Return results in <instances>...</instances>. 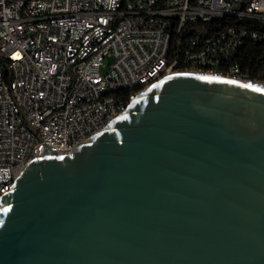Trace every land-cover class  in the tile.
<instances>
[{
  "label": "water",
  "instance_id": "95a60500",
  "mask_svg": "<svg viewBox=\"0 0 264 264\" xmlns=\"http://www.w3.org/2000/svg\"><path fill=\"white\" fill-rule=\"evenodd\" d=\"M0 264H264V88L174 74L0 199Z\"/></svg>",
  "mask_w": 264,
  "mask_h": 264
},
{
  "label": "built area",
  "instance_id": "2783aa9c",
  "mask_svg": "<svg viewBox=\"0 0 264 264\" xmlns=\"http://www.w3.org/2000/svg\"><path fill=\"white\" fill-rule=\"evenodd\" d=\"M247 41L264 42V0H0V199L28 162L68 154L161 78L264 88L241 67Z\"/></svg>",
  "mask_w": 264,
  "mask_h": 264
},
{
  "label": "trees",
  "instance_id": "16d2710c",
  "mask_svg": "<svg viewBox=\"0 0 264 264\" xmlns=\"http://www.w3.org/2000/svg\"><path fill=\"white\" fill-rule=\"evenodd\" d=\"M216 23L224 26L237 24L238 21L228 18L216 20ZM240 64L244 70L249 72L251 78H264V42L253 43L247 41L242 49Z\"/></svg>",
  "mask_w": 264,
  "mask_h": 264
}]
</instances>
